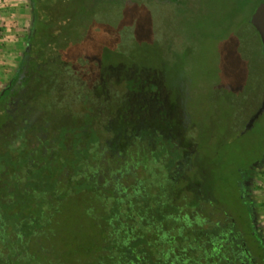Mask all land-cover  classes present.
I'll return each mask as SVG.
<instances>
[{
  "label": "rangeland",
  "instance_id": "obj_1",
  "mask_svg": "<svg viewBox=\"0 0 264 264\" xmlns=\"http://www.w3.org/2000/svg\"><path fill=\"white\" fill-rule=\"evenodd\" d=\"M16 1L24 9L23 44L0 95L31 33L30 4ZM263 1L66 0L67 46L46 52V62L36 61L40 71L20 80L34 98L21 129L33 123L50 131V118L90 108L105 122L91 150L99 151L102 172L119 177L148 167L160 134V158L169 156L168 144L179 148L183 202L224 207L243 225L241 190L264 244V56L250 24ZM64 72L68 83L59 82ZM69 202L53 257L88 240L89 226L77 224L90 219L92 204L86 197Z\"/></svg>",
  "mask_w": 264,
  "mask_h": 264
},
{
  "label": "trees",
  "instance_id": "obj_2",
  "mask_svg": "<svg viewBox=\"0 0 264 264\" xmlns=\"http://www.w3.org/2000/svg\"><path fill=\"white\" fill-rule=\"evenodd\" d=\"M65 1L28 0L27 47L0 95V264H264V244L242 191L243 225L224 207L185 204L176 173L179 148L168 144L169 156L160 158L165 144L160 134L153 135L148 167L119 177L102 172L99 151L91 150L105 122L95 121L90 108L50 118V131L33 123L21 129L34 98L20 80L40 71L36 61L46 62V52L67 46ZM68 79L66 72L59 76L61 83ZM74 197L92 204L89 222L77 224L89 226L88 240L53 257L58 225L70 216L67 203Z\"/></svg>",
  "mask_w": 264,
  "mask_h": 264
},
{
  "label": "crops",
  "instance_id": "obj_3",
  "mask_svg": "<svg viewBox=\"0 0 264 264\" xmlns=\"http://www.w3.org/2000/svg\"><path fill=\"white\" fill-rule=\"evenodd\" d=\"M24 9L16 0H0V89L18 65L23 44Z\"/></svg>",
  "mask_w": 264,
  "mask_h": 264
},
{
  "label": "water",
  "instance_id": "obj_4",
  "mask_svg": "<svg viewBox=\"0 0 264 264\" xmlns=\"http://www.w3.org/2000/svg\"><path fill=\"white\" fill-rule=\"evenodd\" d=\"M250 24L253 26L259 36L264 56V1L257 6L250 17Z\"/></svg>",
  "mask_w": 264,
  "mask_h": 264
}]
</instances>
